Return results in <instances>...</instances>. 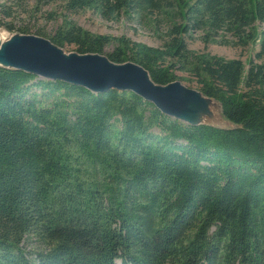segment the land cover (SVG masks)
<instances>
[{"label":"trees","instance_id":"16d2710c","mask_svg":"<svg viewBox=\"0 0 264 264\" xmlns=\"http://www.w3.org/2000/svg\"><path fill=\"white\" fill-rule=\"evenodd\" d=\"M61 2L109 20L155 15L157 47L69 19L48 39L101 54L116 40L106 56L159 84L189 72L233 125L0 65V264H264V0ZM198 31L258 49L247 63L196 52Z\"/></svg>","mask_w":264,"mask_h":264},{"label":"water","instance_id":"95a60500","mask_svg":"<svg viewBox=\"0 0 264 264\" xmlns=\"http://www.w3.org/2000/svg\"><path fill=\"white\" fill-rule=\"evenodd\" d=\"M0 65L23 69L42 78L60 79L73 84L83 85L92 91L110 88L130 90L155 104L162 112L187 123L199 121L193 116L191 98L196 90L180 80L166 84L156 83L142 65L125 61L117 63L101 53H65L50 39L39 35L18 33L11 38L5 37L0 46ZM203 95V93L201 92ZM200 95L193 99L197 104ZM193 108V107H192ZM194 111V113H193ZM224 126L233 125L225 120Z\"/></svg>","mask_w":264,"mask_h":264},{"label":"rangeland","instance_id":"374dc122","mask_svg":"<svg viewBox=\"0 0 264 264\" xmlns=\"http://www.w3.org/2000/svg\"><path fill=\"white\" fill-rule=\"evenodd\" d=\"M3 4L6 5L4 8L11 7L12 13L10 15L1 10ZM0 19L2 22L0 23V31L7 38L18 35L21 28L28 30L25 34L39 35L38 33H41V36L49 38L51 33H54L58 27L64 24L65 19H69L94 34H108L114 37L125 36L154 47L161 46L163 42L161 41L163 30L158 28L160 24L154 21L155 15L152 18H148L144 14L142 16L122 15L116 20H109L92 8L81 9L77 13L68 11L64 8L61 0H20L18 4L0 0ZM9 26H12L13 29H10ZM191 35L187 40L189 48L192 50L210 52L225 58L238 57L246 63L254 57L258 49V44L256 46L249 45L247 48L239 46L230 37H215L206 42L200 31L193 32ZM116 45V40H113L105 47L103 55L106 56ZM61 48L65 53L77 52L74 45H66ZM247 67L248 64H246ZM176 73L182 76L176 80H180L200 95L197 104H193V109H195L193 117L196 116L199 121H210L224 125L226 119L222 117L220 105L213 98L201 94L195 75L182 70H177Z\"/></svg>","mask_w":264,"mask_h":264},{"label":"bare ground","instance_id":"6f19581e","mask_svg":"<svg viewBox=\"0 0 264 264\" xmlns=\"http://www.w3.org/2000/svg\"><path fill=\"white\" fill-rule=\"evenodd\" d=\"M5 39V35L3 32L0 31V46L3 43ZM193 97L191 98V104H189L191 106V109H193L192 107L194 106L193 104H195V101H193L194 98H196L197 96V92H194V94L192 95ZM186 117H193L191 116V114L188 112V114L186 115Z\"/></svg>","mask_w":264,"mask_h":264}]
</instances>
